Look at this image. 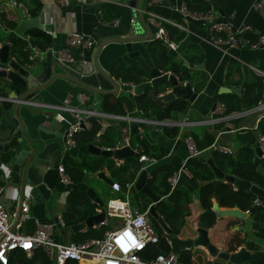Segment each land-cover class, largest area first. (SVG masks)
<instances>
[{
	"label": "crops",
	"instance_id": "1",
	"mask_svg": "<svg viewBox=\"0 0 264 264\" xmlns=\"http://www.w3.org/2000/svg\"><path fill=\"white\" fill-rule=\"evenodd\" d=\"M10 1L12 2V0ZM39 1L41 4L40 9L35 16L37 17L38 21L52 23L53 30L51 32L42 29L44 32L50 35L51 41L48 46L52 48H58L62 46L64 44L65 33L71 29L91 34L95 38H97V35H117L119 33L125 32L135 9V7L129 4H126V6L121 5L119 2L120 0H83L81 2L70 1L68 5H60L56 2V0ZM146 1L147 0H140V12L144 20H146L148 23V26L151 30V36L154 32V25L151 24L147 19V15L145 13V10L147 9L152 10L165 19L181 22L180 14L175 8L181 3H184V0H162L159 2H154L151 6H147ZM102 3H112L119 7L120 15L117 17V22L115 24L100 20L97 10L100 8ZM209 3L217 14L216 18L224 19V21H227L236 27L247 24L254 32L264 30V0H259L257 5H254V0H209ZM25 5L30 6L29 2L26 0L25 4L22 3V6L26 9ZM184 25V29H180L183 31V36L180 39L174 41L176 43V47L174 49L166 47V49L168 53L172 54L177 59H183V57L186 56L197 59L198 62L195 63L197 66H189L187 61H184L186 63L184 65L191 68V71H194L193 73L195 77L198 73H201L204 76L205 82L199 90L195 91L196 95L193 100H187L188 106L185 113L178 116L176 119L166 118L165 120L175 122L178 119H181L183 115H187L189 119L195 120L196 123L186 126L183 131H178L174 136H166L160 129L156 127L159 130V133L154 139L149 138L146 133L143 134V122H137V127L138 131H140V138L147 136L148 139H146V143L148 145L158 144L166 149L165 153L157 157L153 163L144 164V169L147 171V175L152 168L158 165H168L173 169V172L179 170V177L174 186H182L188 190L191 201L195 207L196 215L199 210L204 209L202 206H200L197 197V189L202 181L193 178L186 168H184V162L187 157L190 156V152L187 150L185 142L183 141V135L184 133H189L191 136L192 134L198 136L203 130L212 131L214 133L213 142L207 148H205L203 152L213 149L217 144H224L227 146L229 145L234 151L235 147L230 140V137L233 136L234 133L241 132L246 129H255L257 121L262 116V113H264V110L255 109L252 106L241 111H231L227 114H223L222 100L225 98V96L222 97V93L232 92L229 90L225 91L224 89L227 87H238L239 92L233 93L240 94L244 89L243 86L245 82L248 79L255 75L259 76L260 74L258 73V70L264 71V48L252 49L248 47L234 46L219 48L213 45L207 39V28L205 25L195 24L191 21H187L184 23ZM25 29L27 28L24 27L18 17V22L11 30L15 31L16 36L18 37L21 35L27 36L28 38V35L25 33ZM0 33L5 35L6 31L0 29ZM150 37L143 41L132 42L131 49L132 51H137V53H132L133 55L131 56L127 55L123 44L120 42L104 44L97 52V61L99 65L105 69H110L111 63L114 59H119L123 64L139 66L146 71V79H148L149 77L147 75V71L154 66V62L150 57L148 49V44L151 40ZM93 50L94 47L84 49V57L89 60ZM43 57L45 58V54ZM186 80L189 81L192 87V83L194 81L186 78L183 79V81ZM116 81L118 82L119 89L114 95L128 92L134 94L132 92L133 84L130 85L129 83H122L118 79H116ZM169 88L170 87H165L162 92L167 91ZM192 90L194 91L193 87ZM13 91L17 92V89L7 87L6 85L0 88L1 94L13 99L0 102V128L4 130V133L7 131V125L3 121L2 113H12V102L14 101ZM79 91L80 88L69 80L65 78H56L52 80L47 87L41 90L42 99L40 100V103H59L66 94H70L72 103H75L74 96L75 93ZM86 96L89 97L87 94ZM261 99L264 100V94L261 95ZM89 100L90 98L86 99L85 106L88 105ZM100 101L101 98L99 97L94 102L91 109L102 112L100 111ZM124 102L126 107L128 102L126 99H124ZM16 109L19 117L23 121L26 131L32 137L39 133L47 139H60L63 130L71 120L70 114L65 112H62L61 119H59V117L54 118L52 116L53 112L49 111V109L42 104L35 106L25 103H18ZM130 110H132L135 116L142 117V113L136 108H131ZM105 114L106 115L100 117L98 121L101 127L100 131L107 129L109 130L108 135L106 134V139L96 136L94 139V144L101 147L119 146L115 140V129L119 128L122 132V136L130 147L134 149L139 145L137 139L128 135L129 129L127 128L128 122L126 120L112 117L107 115V113ZM219 123H221V126L215 128L214 125ZM109 125L112 126V128ZM39 126L46 131H39V129H37ZM47 129H53L57 132V134L54 136L52 133H50V131H47ZM22 143L24 144V141H22ZM83 145V143L76 142L74 146L64 147L61 155L58 157V160L63 155H69L72 159L83 161V170L95 172L99 169H102L104 174L112 180L110 177L111 172L109 167H115L119 165L121 160L114 157L103 159L98 155L90 154L88 152H80V147ZM139 147L141 149L142 146L140 145ZM51 154L52 153L50 150L47 158H50ZM207 158H210V156H207L206 160ZM92 167H94V170H92ZM1 170L2 169L0 167V171ZM8 173V170H6V186L0 194V200L3 202H10V205L12 206L10 210L14 209L15 215V209L18 203L17 192L13 187V178L11 179V177L8 176ZM43 181L48 187L52 189V198H50V200L31 203L28 198L23 199L28 202V212L32 218L37 219L38 221H50L54 223L53 237L58 241L67 242L80 240L73 239V237L77 236H72V232L70 229H68L67 225H59L55 222L56 216L61 215L62 211L65 210V197L70 189L75 188L83 190L87 185L93 187L95 194L98 195L103 200V202L104 199H106L105 203H103V207L106 205L108 200L120 198L119 196L121 195V191L112 189L110 184H107L96 177L90 178L87 184H84L81 181H71L67 184L62 183L58 179L55 167L48 168L44 171ZM249 188L253 192L254 198L258 201L259 206H261L262 215L264 217V184L257 185L255 183L249 182ZM171 195L172 194L169 191L166 196L170 199ZM128 199L132 204L133 200L131 201L130 198ZM115 202L118 204V201L116 200L110 201L109 204L113 205ZM214 202L215 201L212 199L211 203L213 204ZM96 206L97 207H95V211L100 208L97 204ZM217 206L222 207L218 204ZM52 210L58 211V214L53 215L51 213ZM194 219L195 218H193L190 222L192 228L195 226ZM253 221L255 220L249 219L248 215L245 213L243 218H238V220L234 221L231 226H226L227 222L225 224L213 222L209 225L207 230L208 238L210 228L211 230L215 228L217 231L215 235H217L220 239L221 235H227V233L231 231L232 228L241 230V226H243L245 239L252 241L257 246L255 252L259 256V263L264 264V237L259 236L263 231L257 228L258 226H263L264 223L262 221H257L262 223L258 225L253 224ZM26 224L23 226V231H28L29 229L27 227L29 225ZM242 245L249 251V256L254 252V250L247 248L242 242H240L238 246L232 251H235ZM199 247L205 251L207 259L210 260L213 258V256L208 254L202 246ZM216 247L218 249H222L220 246ZM10 254H12V252ZM251 262L247 258V260L242 264H252ZM8 264L18 263L13 261L9 262Z\"/></svg>",
	"mask_w": 264,
	"mask_h": 264
},
{
	"label": "trees",
	"instance_id": "2",
	"mask_svg": "<svg viewBox=\"0 0 264 264\" xmlns=\"http://www.w3.org/2000/svg\"><path fill=\"white\" fill-rule=\"evenodd\" d=\"M25 4V0H14ZM30 6H26V11L30 16H35L40 9L39 0H26ZM185 7L189 11H206L211 7L209 0H184ZM11 11L0 9V17L5 21L8 29H13L18 22V11L16 6L10 3ZM100 19L103 21H110L113 18H117L120 15V9L117 5L112 3H102L100 6ZM166 30V36L168 39L175 41L183 36V31L176 26L164 23ZM26 35L29 40L37 45L40 49L48 47L51 41L49 34L37 27H30L25 29ZM244 36L253 39L256 34L251 32L244 33ZM0 37V40H2ZM24 40L15 36L13 43L9 47V55L16 59L20 63H28L27 51L23 49ZM148 49L150 57L154 62V66L158 67L161 71L172 72L176 75L179 81H183L184 78L194 81L192 87L194 91L199 90L205 82L204 76L198 73L195 77L194 71L191 68L184 65V61L190 63H197V59L186 56L183 59H177L172 54L168 53L165 44L161 39L153 38L149 41ZM111 75L120 80L123 83L135 84L140 81L146 80V71L135 65L123 64L119 59H114L109 69ZM3 84L7 87L18 89V85L8 79L0 77ZM188 81V80H186ZM189 82V81H188ZM244 89L240 94L236 93H222V97L225 98L223 102V114H227L231 111H241L245 108L254 106L262 95V78L259 75L252 76L244 84ZM165 86L160 87H146L140 93L131 94L121 93L118 95L105 94L102 95L100 101V111L107 114H123L126 109L139 108L142 112V117L148 119L163 120L166 118L176 119L178 116L185 113L188 102L187 99L182 97H173L165 101L156 99V95L164 90ZM1 94V93H0ZM227 97V98H226ZM124 99L127 100L128 105L125 107ZM110 126V125H109ZM221 126V123L214 125L215 128ZM112 128V126H110ZM100 123L98 119L91 117L89 119V125L74 133L73 137L75 142H80L86 145L87 143H94L96 136L105 138L108 135L107 129L100 131ZM162 133L166 136H174L178 132L176 125H162ZM257 134H261L264 140V116H261L256 124L255 129H246L241 132L234 133L230 137L235 149L228 145L231 152L219 151L213 148L209 151L203 152L214 139V133L212 131L203 130L200 135L192 134L194 147L197 153L190 155L184 162V168L190 173V175L202 181L197 189V197L200 206L204 209H209L212 206V199L222 207H237L238 209L245 211L248 218L255 221H262L264 223V217L262 215V208L259 204H254V194L250 188H236L231 183L216 178L211 168L206 163V157L210 156L216 167L224 173L231 174L235 177L244 179L248 182L255 183L257 185L264 184V157H259L257 164L253 162L254 146L257 143ZM106 139V138H105ZM147 136L138 139V144L141 145L140 152L145 153L155 159L165 153V148L158 144L148 145L146 143ZM80 152H86L84 146L80 147ZM100 158H110L107 156L98 155ZM6 154L0 153V160L5 161ZM65 172L73 182L80 181L83 176V161L72 159L69 155L61 157ZM145 164L137 160V157L128 155L119 165L110 168V177L113 181L118 182L120 186H123L126 182H131L135 179L140 167ZM94 170V167H92ZM173 173V169L168 165H158L152 168L145 182L151 189V191L160 196L154 204L155 211L161 216L165 224L170 228V231L174 233L178 238L192 237L196 234V231L191 226V220L195 218V207L191 201L190 194L187 189L182 186H174L170 190V185L166 178ZM119 191V190H117ZM171 192V198L166 195ZM122 193V192H121ZM123 194V193H122ZM136 207L143 210L147 207L150 199L144 194L135 191L129 197ZM65 204L67 209L62 211L61 217L65 225L75 223L83 220L87 215L95 212L96 204L92 202L85 191L82 189H70L65 197ZM151 223L157 233H163L162 229L155 222V220L149 215ZM227 219V220H226ZM238 220L232 216H222L214 222H220L219 224H225L231 226L234 221ZM26 225L30 231L33 227L31 223ZM31 225V227H30ZM213 225V224H212ZM86 227L85 230L72 232V236H80V240L89 238L91 236L100 235L102 231L107 228L105 225H99L97 231H92ZM261 232L259 236L264 237V225L257 227ZM209 240L214 246H220L225 251L234 250L240 242L244 243L249 249L254 250L250 254L248 259L252 264H260L259 256L255 252L257 246L252 242L245 239L244 231L241 229L232 228L227 235H221L220 239L215 233L214 229L209 230ZM216 236V238H215ZM172 250L177 253V261L182 264H230V262L222 257H213L212 259L206 258L205 251L199 246H190L184 249H178L176 244L171 239ZM169 246L161 239L157 244H148L144 250L143 257H153L158 252L169 251ZM14 253V254H13ZM13 254V256H12ZM9 254L8 263L16 262L18 264H51L50 260L46 257L41 248L37 247L32 251L30 256H26L22 250L15 249ZM7 263V264H8ZM65 264H78L75 260H66Z\"/></svg>",
	"mask_w": 264,
	"mask_h": 264
},
{
	"label": "water",
	"instance_id": "3",
	"mask_svg": "<svg viewBox=\"0 0 264 264\" xmlns=\"http://www.w3.org/2000/svg\"><path fill=\"white\" fill-rule=\"evenodd\" d=\"M119 2L123 6L129 4L135 7L132 14L133 18L130 20L125 32L117 35L96 36L97 41L91 58L89 59V68L85 71H83V67L79 64L66 66L56 59H51L49 52H46L44 59L33 64L20 63L9 55V47L16 36L15 31L8 30L5 35H3L2 40H0V66H8L7 69L0 67V77L15 82L18 85L17 92L13 91L14 101L12 102V113H2L3 121L7 125V131L4 133V130L0 128V153L3 152L7 156L5 161L0 160V162L4 163L6 170L9 172L8 176L11 177V179L13 178V187L17 192L18 203L15 209L14 221L18 215L19 203L23 198H28L31 203L48 201L52 198V189L43 181V173L46 169L55 167L63 148L68 147L64 140L63 133L60 139H47L39 133L34 137L30 136L17 113V104L41 105V90L47 87L48 84L56 78H65L69 80L77 85L81 92L89 95L88 98H90V100L87 106L90 108H92L94 102L102 95L116 94L119 89L118 82L111 75L109 69H105L99 65L96 58L98 50L104 44L120 42L123 44L127 55L131 56L137 53V51H132L131 43L134 41L146 40L151 36L148 23L144 20L140 12V0H120ZM14 5L16 6L19 19L24 27H37L50 32L53 30L51 22L38 21L36 16L28 15L26 9L22 5L16 3H14ZM218 20L224 21V19L221 18H218ZM189 21L195 24H201L200 19L189 18ZM183 64L186 63L184 62ZM189 66L197 65L190 63ZM147 75L149 77L148 79L132 85V92L134 94L140 93L146 87L157 88L164 85L170 88L156 95V99L161 101L173 97H182L192 101L196 95V92L191 89V85L188 81H183L182 84L172 72L161 71L158 67L153 66L148 69ZM224 90L236 93L239 92L238 87H227ZM137 125V122L127 123V128L129 129L128 135L138 140L140 138V131H138ZM37 129H39V131H46L40 126ZM47 131H50L54 136L57 134L53 129H47ZM143 131L151 139H154L159 133V130L151 122H143ZM115 140L119 144L117 147H101L91 142L83 146L86 152L90 154L114 157L121 161L128 155L137 157L138 152L127 144L119 128L115 129ZM22 141H24V144ZM50 150L52 153L51 157L47 158ZM261 153L259 145L255 143L253 156L254 164H257ZM206 162L216 178L223 179L236 188L249 187L248 181L219 170L210 158H207ZM83 172L80 181L84 184H87L89 179L93 177L107 184H111L112 182V180L104 174L102 169L95 172H88L85 170ZM146 177L147 171L142 168L132 181L131 186L128 189L124 185L120 186L119 191L128 194L130 197L135 191L147 196L150 199L147 205L148 214L155 220L159 227L171 237L178 249H184L190 246H202L208 254L213 257L225 258L230 264H242L247 260L249 251L243 245L238 247L235 251L226 252L214 246L207 235L209 225L217 218L222 216L243 218L245 216L244 211L237 207H218L217 203L214 202L211 208L202 209L196 213L194 219L196 234L192 237L183 239L178 238L170 231V228L155 211L154 204L161 199V197L151 191L145 182ZM83 190L88 198L100 208L94 213L87 215L83 220L67 225L71 232L93 226L104 217V202L95 194L93 187L87 185ZM64 208L66 210L67 205H65ZM51 213L57 215L58 211L52 210ZM253 224L260 225L262 223L253 221ZM241 229L243 230L244 227L241 226Z\"/></svg>",
	"mask_w": 264,
	"mask_h": 264
},
{
	"label": "built area",
	"instance_id": "4",
	"mask_svg": "<svg viewBox=\"0 0 264 264\" xmlns=\"http://www.w3.org/2000/svg\"><path fill=\"white\" fill-rule=\"evenodd\" d=\"M70 1L81 2L83 0H56L60 5H68ZM98 1H111V0H98ZM162 0H147V6H151L154 2ZM259 0H254V5H257ZM12 3L22 5L19 1L12 0ZM175 9L180 14V21H173L165 19L164 17L156 14L150 9L145 10L148 21L154 25V32L150 39H161L167 48L174 49L176 43L166 36V30L164 23H169L176 26L179 29H184L189 18L200 19L201 24L207 28V39L216 47L226 48L227 46L234 47H248L252 49L264 48V30L254 32L252 28L247 25H240L238 27L231 25L227 21L218 20L217 14L214 9L210 7L206 11H189L183 3L178 5ZM97 14L100 17V10H97ZM133 17L130 18V20ZM101 20V19H100ZM103 21V20H102ZM110 23L115 24L117 18H113ZM0 29L8 31L5 21L0 17ZM251 32L256 34L255 38L249 39L244 36V33ZM24 40L23 49L27 51V64H33L42 60L46 52L50 53L53 59L65 64L66 66H72L73 64H79L83 67V71L89 68V60L84 57L83 51L86 48H93L96 44V38L85 32H81L75 29L68 30L65 33L64 44L58 48H52L50 46L45 49H40L37 45L33 44L27 36H19ZM7 69L8 66H0ZM262 78V94H264V71L258 70ZM123 83V82H122ZM132 85V84H130ZM192 89V87H191ZM75 103H72L71 95L66 94L59 103H40L48 109L54 110L52 116L54 118L61 119L62 112L69 113L71 120L63 130L64 140L68 146L75 145L74 133L80 129L89 125V119L94 117L99 119L106 115L103 112H99L95 109H91L85 106L86 99L88 98L84 92L75 93ZM5 100H13L3 94H0V102ZM255 109L264 110V100L259 99L253 106ZM141 112L139 108H136ZM142 113V112H141ZM118 119L126 120L127 122H151L161 129L162 125H176L178 131H183L186 126L196 123L195 120L189 119L187 115H183L181 119L175 122L156 119H148L140 116H135L132 110L127 109L123 114H107ZM264 116V113H262ZM183 141L185 142L189 155L195 154V150L192 136L189 133H184ZM257 144L261 149V155L264 157V140L261 134H257ZM140 145L135 147V151L138 152L137 160L143 163H153L155 158L145 153L140 152ZM219 151L231 152V149L224 144H217L214 146ZM0 194L6 186V167L4 163L0 162ZM143 164L141 168H144ZM55 169L58 175V179L62 183H70L71 180L68 174L65 172L61 158H59ZM179 177V170L174 171L169 175L166 180L170 185V189L173 188L175 182ZM132 184L126 182L124 186L128 189ZM110 187L114 190H119L120 185L116 181H112ZM123 193V192H122ZM129 196L123 193V198L110 199L104 206V217L97 224L105 225V228L100 235L91 236L81 241H58L53 237V225L50 221H38L31 217L28 212V202L22 199L19 203V210L16 220L14 221V209L10 202H3L0 200V264H7L9 254L15 250H22L28 257L32 254V251L39 247L44 252L46 257L50 260L51 264H65L66 260L73 259L78 264H180L177 261V253L173 250L167 252H158L153 257H143L144 250L148 244H157L161 239L170 247L171 237L165 233H157L151 223L147 207L140 210L135 205H131L129 202ZM118 201L119 204L111 205L110 201ZM254 204H259L254 198L252 200ZM14 208V207H13ZM245 213L247 210L244 211ZM33 225L30 231H23V226L26 223ZM56 223L64 225V221L61 215L56 216ZM83 228V230H85Z\"/></svg>",
	"mask_w": 264,
	"mask_h": 264
},
{
	"label": "rangeland",
	"instance_id": "5",
	"mask_svg": "<svg viewBox=\"0 0 264 264\" xmlns=\"http://www.w3.org/2000/svg\"><path fill=\"white\" fill-rule=\"evenodd\" d=\"M10 3H11L10 0H0V9H5V10H7V11H11ZM2 35H3V34L0 33V37H1ZM3 86H4L3 81L0 80V88L3 87ZM49 111H53V112H54V110H51V109H49ZM143 134H145V132H143ZM120 193H121V192H120ZM119 197H120V198H123V194L121 193V195H120ZM105 201H106V199H104V203H105ZM103 205H104V204H103ZM131 205H132V204H131ZM133 205H134V204H133ZM87 228L90 230L91 226H88ZM82 230H83V229H82ZM97 230H98V226L96 227V229L92 228V231H97ZM78 231H81V230H78ZM73 239H74V240L80 239V236L73 237ZM171 247H172V245L169 247L170 250H172Z\"/></svg>",
	"mask_w": 264,
	"mask_h": 264
},
{
	"label": "bare ground",
	"instance_id": "6",
	"mask_svg": "<svg viewBox=\"0 0 264 264\" xmlns=\"http://www.w3.org/2000/svg\"><path fill=\"white\" fill-rule=\"evenodd\" d=\"M116 203H117V202H115V204H113V205H116V206H117V205L119 204V202H118V204H116Z\"/></svg>",
	"mask_w": 264,
	"mask_h": 264
},
{
	"label": "flooded vegetation",
	"instance_id": "7",
	"mask_svg": "<svg viewBox=\"0 0 264 264\" xmlns=\"http://www.w3.org/2000/svg\"><path fill=\"white\" fill-rule=\"evenodd\" d=\"M149 204V203H148Z\"/></svg>",
	"mask_w": 264,
	"mask_h": 264
}]
</instances>
